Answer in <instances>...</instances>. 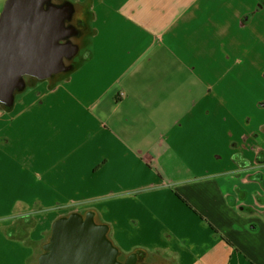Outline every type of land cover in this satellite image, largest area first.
<instances>
[{
    "label": "crops",
    "instance_id": "obj_1",
    "mask_svg": "<svg viewBox=\"0 0 264 264\" xmlns=\"http://www.w3.org/2000/svg\"><path fill=\"white\" fill-rule=\"evenodd\" d=\"M54 1L59 72L0 103V264L74 214L139 264H264V0Z\"/></svg>",
    "mask_w": 264,
    "mask_h": 264
},
{
    "label": "water",
    "instance_id": "obj_2",
    "mask_svg": "<svg viewBox=\"0 0 264 264\" xmlns=\"http://www.w3.org/2000/svg\"><path fill=\"white\" fill-rule=\"evenodd\" d=\"M65 5L70 7L62 9L63 6L54 4L53 0H7L4 20L0 24V34L6 25L11 26L12 32L17 26L20 35L14 38L12 33L11 45L14 46L15 39H20L24 48L23 53L18 54L6 51L2 46L1 104L2 102L10 104L14 101V94L22 89L25 76L48 78L59 72L62 57L58 56L57 42L61 45L67 44L70 37H73L61 25L63 20L70 22V17L72 16L71 20L73 18V5L69 2ZM27 30H30V33ZM29 49L33 51L37 49L39 52L30 53ZM74 53L71 52V56L66 58L71 60ZM46 57L50 58L49 70L32 68L33 65H41V59ZM106 233V228L99 227L92 217L85 221L77 214L62 218L54 226V236L50 245L52 252L44 256L40 264H118V252L107 240Z\"/></svg>",
    "mask_w": 264,
    "mask_h": 264
},
{
    "label": "flooded vegetation",
    "instance_id": "obj_3",
    "mask_svg": "<svg viewBox=\"0 0 264 264\" xmlns=\"http://www.w3.org/2000/svg\"><path fill=\"white\" fill-rule=\"evenodd\" d=\"M74 22H76V21H74ZM68 23H69V26L68 27H69V30H70V34L73 37H75L77 35L75 33V31H78V28L80 26L79 27L77 26V28L74 29V27L71 26L72 24L70 25V22H68ZM74 25H76V24H74ZM27 32L30 33V30H27ZM12 33H14V38L17 37L18 35H20V31L18 30V27L17 26H16L14 32H12V29H11V26L10 25H6L3 28V30H2V32L0 34V53L1 54H2V46L4 47V49L6 51H10V52L18 53V54L23 53V49L22 48H24V44H23V42H21L20 39H15L16 42H15L14 46L11 45V42H12L11 36H13ZM63 34H65V33H63ZM29 50H30V53H32V52L38 53L39 52L37 49H34V51H33V49H29ZM73 52L74 51H72V53ZM55 65L57 66L58 63L56 62ZM32 68L35 69V70H42V71L49 70L51 68V66H50V58H47V57L46 58H42L41 59V65H39V66H37V65L34 66L33 65ZM0 69H2V67H0ZM141 256H142V254H140V253L139 254H136L134 256H131L128 259V261H127L126 264H130V263L132 264V262H136V263L139 262Z\"/></svg>",
    "mask_w": 264,
    "mask_h": 264
},
{
    "label": "rangeland",
    "instance_id": "obj_4",
    "mask_svg": "<svg viewBox=\"0 0 264 264\" xmlns=\"http://www.w3.org/2000/svg\"><path fill=\"white\" fill-rule=\"evenodd\" d=\"M53 2L56 4V2H55L54 0H53ZM6 6H7V0H0V24L3 23L2 21L4 20V16H5L4 13L6 12ZM62 6H63L62 9H64V8H69V7H70V6H68V5H62ZM71 26L74 27V29L77 28V25L72 24ZM68 32L70 33V30H69V29H68ZM82 58H83V54H81L79 57H77L76 61L79 62V61L82 60ZM81 218L85 221L88 217H86V216H82ZM94 222H95L96 224H98L95 220H94ZM98 226H99V227H103V226H101V225H98ZM53 236H54V234H51L50 237H49V242H50V244H51V242H52V238H53ZM106 238L109 240L108 233H106ZM49 242H48V243H49ZM112 246H113V245H112ZM113 247H114V246H113ZM43 254H44V253L41 251L40 256H39V258H38L36 264H40V263H41L40 258L42 257ZM48 255H49V254H48ZM45 256H47V255H45ZM43 257H44V256H43ZM128 259H129V257H128L127 255H124V254L119 255V257H117V261L119 262L118 264H126V262H127ZM34 261H35V258H33V259L31 260L30 263H34ZM130 264H131V263H130ZM132 264H133V262H132ZM135 264H137V263L135 262ZM138 264H139V262H138Z\"/></svg>",
    "mask_w": 264,
    "mask_h": 264
},
{
    "label": "trees",
    "instance_id": "obj_5",
    "mask_svg": "<svg viewBox=\"0 0 264 264\" xmlns=\"http://www.w3.org/2000/svg\"><path fill=\"white\" fill-rule=\"evenodd\" d=\"M91 217V216H90ZM98 225H101L103 226L104 228H106V230L108 229V226L107 225H104V224H98ZM108 231V230H107ZM108 233V232H107ZM108 240V239H107ZM111 244L112 242L110 240H108ZM50 242L46 244L45 246V251H44V254L42 255V257L40 258V260L43 258V256L45 255H48L52 252L51 248H50ZM113 245V244H112ZM114 246V245H113ZM114 248L116 249V251L119 253V250L114 246Z\"/></svg>",
    "mask_w": 264,
    "mask_h": 264
}]
</instances>
